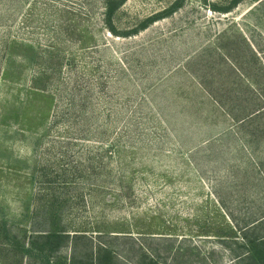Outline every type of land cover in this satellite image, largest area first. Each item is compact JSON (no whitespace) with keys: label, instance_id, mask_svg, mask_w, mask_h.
<instances>
[{"label":"rangeland","instance_id":"obj_1","mask_svg":"<svg viewBox=\"0 0 264 264\" xmlns=\"http://www.w3.org/2000/svg\"><path fill=\"white\" fill-rule=\"evenodd\" d=\"M175 1L127 0L115 35L106 0H0V52L13 50L4 67L25 68L20 80L0 81V222L30 225L43 167H62L64 155L96 161L109 146L114 175L95 171L72 190L84 197L73 212L78 224L125 225L135 237L119 248L128 258L136 239L158 244L137 236L162 232L186 237L180 246L161 242L163 250L192 248L179 260L163 251L166 264H253L248 242L264 229L253 225L264 215L263 153L236 128L224 134L234 126L224 112L238 110L223 109L201 84L220 96L224 57L242 67L245 41L264 45V3L222 14L211 6L228 0H184L138 29ZM35 77L48 78L45 95L26 92ZM87 126L95 131L85 142L64 141ZM8 250L0 245V264H18Z\"/></svg>","mask_w":264,"mask_h":264},{"label":"trees","instance_id":"obj_2","mask_svg":"<svg viewBox=\"0 0 264 264\" xmlns=\"http://www.w3.org/2000/svg\"><path fill=\"white\" fill-rule=\"evenodd\" d=\"M126 1L106 0L105 2V25L115 35L118 32L113 25V19ZM245 1L247 0H228L223 6L213 5L211 8L215 12L227 14ZM252 1L264 3V0ZM183 4L184 0H176L162 12L143 21L138 29L146 30L157 20L167 18L177 12ZM259 37L264 41L262 35L259 34ZM9 49L3 46L0 52V81L1 79L4 81L7 79L20 80L25 70L22 66L18 67L19 71L6 70L4 65L13 53V50ZM224 58L228 77L220 84L223 93L215 97L205 85H201L223 109L238 110L236 114L231 111L224 112L234 123V126L226 130L224 134L229 136L233 128H236L247 139L246 144L249 148L257 147V153L261 150L260 155L263 154L259 160L260 164L257 165L261 170L262 160H264V45L256 48L249 40L245 41L242 46V67L228 56ZM11 67L13 69L14 66ZM220 74L222 71H219L218 75ZM47 79L39 80L35 77L26 92L35 97L41 96L40 94L45 95ZM99 125L96 124L94 127H99ZM94 131L95 128L87 126L85 130H78V138L66 137L64 141L69 144L85 142V139L80 137H91ZM86 141L87 144L90 143L89 140ZM205 145H201L200 148ZM108 149L109 146H103L97 150L102 153L101 157L96 160L98 166H94L96 161L90 154L80 165L64 155L63 158L66 159L67 164L62 167L59 164H53L42 168L39 176L40 189L36 195L30 225L14 226L7 222H0V245L6 246L9 248L8 251L14 253L18 264H166L163 251L165 253L171 251V257L174 256L175 260L183 259L190 254L192 248L185 250L179 247L182 240L186 239L185 236L148 232L137 237L149 238L151 241L158 242L156 247L146 246L141 240L136 239L137 248H131L133 257L128 258L121 255L119 248L125 242L124 240L134 241L135 237L125 225L113 224V222L111 225L101 221L96 222L94 226L77 223V216L73 212L75 207L84 202V197L80 192L74 195L72 190L81 185L80 180L89 181L95 171H97L96 177L102 172L114 175L111 168L112 153H109ZM262 175L264 176L263 173ZM99 186L106 187L105 184H99ZM121 188V192H125L130 189V184H126L125 187L121 186ZM257 224L260 226L264 224V215L253 223V225ZM197 233L200 235L196 236H207L205 234L207 231ZM161 242H176L179 246L174 248V245H169L163 250ZM80 243L84 246L79 247ZM248 244L249 250L246 257L253 264H264V229ZM237 261H242V254L237 256Z\"/></svg>","mask_w":264,"mask_h":264}]
</instances>
